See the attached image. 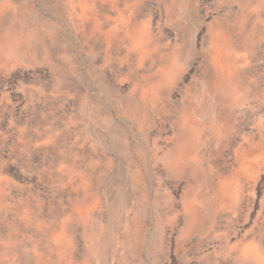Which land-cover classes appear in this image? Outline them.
<instances>
[{"label":"rangeland","instance_id":"1","mask_svg":"<svg viewBox=\"0 0 264 264\" xmlns=\"http://www.w3.org/2000/svg\"><path fill=\"white\" fill-rule=\"evenodd\" d=\"M0 264H264V0H0Z\"/></svg>","mask_w":264,"mask_h":264}]
</instances>
